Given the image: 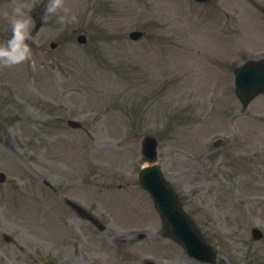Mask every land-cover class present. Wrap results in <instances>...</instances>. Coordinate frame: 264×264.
<instances>
[{
	"label": "rangeland",
	"instance_id": "1",
	"mask_svg": "<svg viewBox=\"0 0 264 264\" xmlns=\"http://www.w3.org/2000/svg\"><path fill=\"white\" fill-rule=\"evenodd\" d=\"M65 2L75 23H57L63 13L50 16L48 0L0 5V30L9 35L17 4L42 23L27 42L30 60L0 68V170L9 178L0 184V264L62 257L68 264H142L146 257L203 264L159 235L161 219L137 181L145 133L157 137L159 162L216 249V264H264V237L255 241L250 232L264 233V122L253 116L264 113V95L242 108L231 76L245 58L264 54L261 13L238 0ZM131 29L146 34L131 41ZM75 30L87 34L86 44ZM68 118L82 127L70 128ZM217 137L225 144L213 145ZM249 149L262 155L248 160ZM41 179L106 208L95 213L107 229L81 220ZM4 231L13 243L1 238ZM139 232L148 236L138 239Z\"/></svg>",
	"mask_w": 264,
	"mask_h": 264
},
{
	"label": "water",
	"instance_id": "2",
	"mask_svg": "<svg viewBox=\"0 0 264 264\" xmlns=\"http://www.w3.org/2000/svg\"><path fill=\"white\" fill-rule=\"evenodd\" d=\"M130 36L135 39L140 36V33L138 31H133L131 32ZM262 67H264V63L262 66L258 67L246 64L243 68L237 71L235 92L243 104H246L257 93L264 92V70L261 69ZM154 149L155 145L151 138L145 137L143 141V153L150 161L154 160L155 158L152 157ZM148 151H150L151 154H148ZM139 179L140 184L144 188L148 189L152 196H154V198L156 197L155 199H159L161 201L162 198H164L162 202L165 199H171V206H173V208L170 206L169 212L164 211L161 203L159 204V208L158 205L156 206L165 218L166 215H168L167 223H165L166 220L164 219L167 234L180 241V243L186 247L189 254L204 256L208 251V256L206 259L202 257L200 258L213 262V251L210 249V246L202 239L199 231L195 227L190 217L186 215L181 209L177 195L173 193L172 188L162 178L159 167L154 165L149 168H144L139 173ZM83 214L82 216L88 217L94 221L92 217ZM253 231L254 237L258 238L260 236L259 231L256 229Z\"/></svg>",
	"mask_w": 264,
	"mask_h": 264
},
{
	"label": "clouds",
	"instance_id": "3",
	"mask_svg": "<svg viewBox=\"0 0 264 264\" xmlns=\"http://www.w3.org/2000/svg\"><path fill=\"white\" fill-rule=\"evenodd\" d=\"M46 12L57 15V23L64 25L68 22L75 23L76 16L70 15V9L65 0H48ZM31 7L25 4H17L12 9L9 19L11 37L0 43V68H12L30 60L32 50L27 43L31 39V30L35 21L32 19Z\"/></svg>",
	"mask_w": 264,
	"mask_h": 264
},
{
	"label": "flooded vegetation",
	"instance_id": "4",
	"mask_svg": "<svg viewBox=\"0 0 264 264\" xmlns=\"http://www.w3.org/2000/svg\"><path fill=\"white\" fill-rule=\"evenodd\" d=\"M9 34H6V33H4V36L2 35V37H3V39L4 40H7L8 38L6 37V36H8ZM42 48V47H41ZM1 216V215H0ZM36 259L35 260H33V261H29V262H27V261H24V259L22 258V262H20V263H17L16 262V264H37L36 262ZM60 261H62V260H60ZM59 261V262H60ZM61 264H64L63 262H60Z\"/></svg>",
	"mask_w": 264,
	"mask_h": 264
}]
</instances>
